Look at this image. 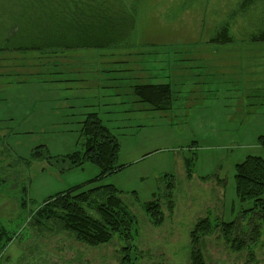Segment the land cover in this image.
<instances>
[{
    "label": "rangeland",
    "instance_id": "rangeland-1",
    "mask_svg": "<svg viewBox=\"0 0 264 264\" xmlns=\"http://www.w3.org/2000/svg\"><path fill=\"white\" fill-rule=\"evenodd\" d=\"M16 1L0 0V36L16 30L7 26ZM96 1L107 2L116 16L121 9L133 12V30L122 45L0 53V227L11 238L0 245V264H120L127 244L134 264H190L191 231L206 218L212 230L198 242L205 264H264V226L257 215L237 220L235 244L246 242L253 226L260 230L239 251L219 229L253 205L236 197L235 165L248 155L264 159L257 139L264 134V43L250 38L261 29L264 0L231 21L241 0ZM228 21L232 40L212 41ZM35 22L29 13L19 23L27 28ZM64 71L67 84L48 81H61ZM155 81L173 89L167 110H153L133 94V86ZM55 88L63 93L49 91ZM62 94L77 103H47ZM89 112L98 114L120 145L119 170L94 184L121 190L133 217L131 240L117 234L95 248L56 226L45 231L34 224L48 196L99 173L93 163L68 170L54 159L83 149L79 122ZM37 146L51 158L32 160ZM152 200L164 215L160 225L144 211ZM85 210L98 216L95 207Z\"/></svg>",
    "mask_w": 264,
    "mask_h": 264
},
{
    "label": "trees",
    "instance_id": "trees-1",
    "mask_svg": "<svg viewBox=\"0 0 264 264\" xmlns=\"http://www.w3.org/2000/svg\"><path fill=\"white\" fill-rule=\"evenodd\" d=\"M256 1L241 0L238 8L231 13L229 20L231 21L239 13L248 11ZM16 3L18 9L16 12L13 11L16 16L12 22H7V26L16 30L0 36V53L18 50L41 53L42 51L75 50L76 48L106 49L122 45L128 40L135 23L132 11L127 12L121 9L118 11V16L113 15V8L105 1L101 5L96 0H17ZM29 13L38 22L33 25L27 24V28H23L19 22L24 18L27 20ZM229 24V21L223 23L211 40L220 43L230 42L232 39L229 36ZM260 24L261 29L250 38L254 42L264 43V16ZM26 30H32V34ZM60 80L55 82L62 83L66 79ZM133 94L139 102L147 103L153 110H167L174 100L173 89L168 83L135 85ZM79 124H81L80 134L84 137L83 149L66 156H57L54 159L56 163H67L68 168L66 169L68 170L79 167L83 163H93L99 169V173L90 182L72 186L48 196L43 201V206L37 211L36 216L39 218L34 224L39 225L45 231L51 228L50 225L61 228L72 234L76 241L91 248L106 245L117 234L128 242L131 240L130 227L133 217L125 211L119 198L122 191L110 184H94L119 170L116 167V161L120 145L97 113L89 112ZM257 139L258 144L264 147V134ZM30 158L46 160L51 157L45 154L44 146H37ZM184 165L187 176H190L189 160L186 159ZM169 177L171 180L174 178L171 174ZM89 184H92L90 185L92 187L86 188ZM234 185L237 199L240 202L252 200L253 205L250 209L240 212V216L234 220L222 221L219 229L224 238L232 243L231 246L239 251L246 242H254L260 230H258L259 227L253 226L247 241L241 240L235 244L236 241L231 236L239 227L237 220L250 221L252 216L257 215L259 221L262 222L261 226H264V159L261 156L248 155L237 163L234 167ZM171 187L172 182L166 185L168 189ZM168 197L170 198V195L165 194V198ZM24 200L23 197V202ZM21 206L25 207L24 204ZM86 206L95 207L98 216L89 214L85 210ZM171 206H173L172 202H168L167 208L170 209ZM143 207L152 223L155 225L162 223L164 215L160 210L158 200L149 201ZM211 230L212 226L208 218L198 220L195 224L191 231L190 264H205L204 255L198 245L199 236L211 233ZM10 239L7 231L0 227V245L4 246L5 243L11 241ZM129 245L121 249L120 264H134L130 258L131 246Z\"/></svg>",
    "mask_w": 264,
    "mask_h": 264
},
{
    "label": "crops",
    "instance_id": "crops-1",
    "mask_svg": "<svg viewBox=\"0 0 264 264\" xmlns=\"http://www.w3.org/2000/svg\"><path fill=\"white\" fill-rule=\"evenodd\" d=\"M68 73L69 72H66V71H64V73H62V75H63V79L65 80V76H67L68 75ZM59 74H61V73H59ZM155 75H157V74H155ZM154 75V76H155ZM49 81V80H48ZM68 81H70V80H65V81H63L62 83L61 82H56L57 84H67L66 82H68ZM50 83H53V82H55V81H49ZM165 84V83H160V82H157V81H155L154 83H152V84ZM66 89H70V86L69 87H67ZM65 89V90H66ZM72 89V88H71ZM64 90V91H65ZM49 91H56V92H61V93H63L62 91H59V89L58 88H55L54 90L53 89H50ZM71 91V90H70ZM72 92V91H71ZM78 98V97H77ZM92 99H98V97L96 96H92ZM100 100H102V99H99V100H97L98 102L97 103H99L100 102ZM63 103V104H72V105H74V104H76L77 102L75 101V99H73V97L71 98L69 95H60L57 99H55L53 102H47V103H50L51 105H54V104H58V103ZM85 108H87L88 109V107H87V105L86 106H84Z\"/></svg>",
    "mask_w": 264,
    "mask_h": 264
}]
</instances>
